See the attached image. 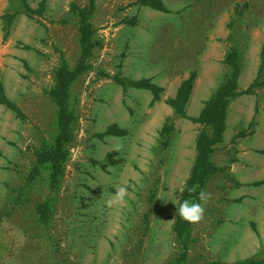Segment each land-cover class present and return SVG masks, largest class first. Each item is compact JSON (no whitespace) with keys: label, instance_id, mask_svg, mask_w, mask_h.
Here are the masks:
<instances>
[{"label":"rangeland","instance_id":"374dc122","mask_svg":"<svg viewBox=\"0 0 264 264\" xmlns=\"http://www.w3.org/2000/svg\"><path fill=\"white\" fill-rule=\"evenodd\" d=\"M45 1L42 16L20 14L8 25L20 7L0 0L1 77L27 116L0 106V264H180L173 225L204 127L175 117L166 100L195 72L187 111L198 117L224 82L234 45L242 52L239 89L264 83V0H162L168 12L139 0H99L93 22L104 46L73 85L76 137L55 188L48 170L27 180L36 151L56 131L47 94L55 70L62 55L75 66L81 50L70 12L77 0ZM115 76L151 80L163 87L161 100L152 104L149 90H125ZM254 92L230 104L227 135L213 156L223 170L208 184L211 198L193 225L184 264L264 260V184H254L264 178V84ZM169 116L175 131L163 149L160 130ZM111 126L124 134L104 135ZM119 186L129 195L109 206ZM44 201L46 221L36 211Z\"/></svg>","mask_w":264,"mask_h":264},{"label":"trees","instance_id":"16d2710c","mask_svg":"<svg viewBox=\"0 0 264 264\" xmlns=\"http://www.w3.org/2000/svg\"><path fill=\"white\" fill-rule=\"evenodd\" d=\"M19 4V11L8 15L7 24L11 25L16 16L24 14L29 18L42 16L46 10V1H42L38 8H33L29 0H15ZM99 0H85V4L77 0L70 5V12L77 20L80 57L75 66H71L67 58L62 55L60 63L54 73V85L47 91V94L56 106V131L53 137L44 139L40 148L35 153V164L33 165L27 183H34L41 177L44 171H49V184L51 188L58 186L65 173L66 163L70 157V145L75 140V129L78 123V115L74 107L73 85L79 77L92 69L91 61L95 59L97 52L103 48L104 41L98 35L93 19L97 11ZM144 6L160 12H168L162 0H139ZM8 33L5 35L7 37ZM230 38L234 39L233 36ZM262 64L260 71L264 69V50L261 52ZM242 52L239 46H232L224 59L229 68L224 82L204 103L198 117H190L187 111L188 103L194 90L196 73L193 72L186 79H183L173 97L166 100V103L173 110L174 116L189 119L203 125V129L196 138V159L190 175L185 183L180 203L187 199L190 202H199L200 190L207 191L208 184L212 177L223 169L214 161V154L218 146L224 142V134L227 130V118L231 102L242 94H254L255 86L262 87L264 83L256 81L246 90L239 89V79L242 69ZM114 81L120 84L125 90L129 87L149 90L152 94L151 103L161 100L163 87L151 82L149 79L125 80L120 76L113 77ZM3 105L13 111L17 118L25 120V112L13 102L6 91L1 77L0 69V106ZM175 131L173 117H167L160 130V144L167 149L171 143V136ZM123 135L124 131L116 126L107 129L104 135ZM264 155V150L259 151ZM256 186L264 184V179L254 183ZM197 186L194 193L188 189ZM37 214L42 221L49 219L50 205L48 201L39 203L36 207ZM193 225L177 216L173 225V231L178 243L181 255L178 263L184 264L188 260L189 253L193 246ZM203 264H264V260L245 259L238 262H224L212 260Z\"/></svg>","mask_w":264,"mask_h":264},{"label":"clouds","instance_id":"9594fccd","mask_svg":"<svg viewBox=\"0 0 264 264\" xmlns=\"http://www.w3.org/2000/svg\"><path fill=\"white\" fill-rule=\"evenodd\" d=\"M111 171V169H110ZM197 190V186H193L188 189L189 193H194ZM129 195L128 188L126 186H119L116 189L115 194L112 196L111 199L107 201L109 206L114 204H123L125 202V198ZM211 198V194L200 190L198 195L199 202H190L189 200L185 199L178 206V215L184 221L197 224L204 219L205 215V205ZM176 204V201H172ZM174 221V220H173ZM169 221L167 223H170Z\"/></svg>","mask_w":264,"mask_h":264},{"label":"crops","instance_id":"0c3cea01","mask_svg":"<svg viewBox=\"0 0 264 264\" xmlns=\"http://www.w3.org/2000/svg\"><path fill=\"white\" fill-rule=\"evenodd\" d=\"M239 82H240V79H239ZM227 120H228V118H227ZM227 127H228V123H227ZM228 130V129H227ZM227 130H226V132H227ZM225 132V134H224V139H225V137H226V135H227V133ZM264 179V178H263ZM262 180V179H261ZM258 181H260V180H258ZM257 182V181H256Z\"/></svg>","mask_w":264,"mask_h":264}]
</instances>
